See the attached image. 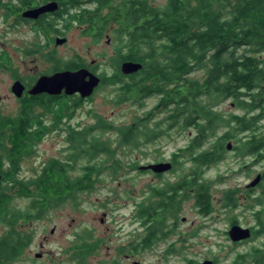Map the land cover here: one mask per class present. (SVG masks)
Wrapping results in <instances>:
<instances>
[{"label": "flooded vegetation", "instance_id": "1", "mask_svg": "<svg viewBox=\"0 0 264 264\" xmlns=\"http://www.w3.org/2000/svg\"><path fill=\"white\" fill-rule=\"evenodd\" d=\"M145 2L149 7L157 8L166 6L169 0H166L163 5L155 4V0H0V17L6 25L8 39L11 36V39L7 41L6 49L0 51V58L6 59L5 71L11 80L8 88L9 96H2L0 93V102L11 98L18 103V110L14 114H4L2 111L0 114L15 117L22 113L33 99L48 101L49 109L40 105L33 108L40 119H28V121H31L33 130L41 127L40 131L46 132L43 141L47 136L60 135L63 125L67 148L62 153L69 154L71 144L67 140L68 127L77 128L79 125L85 126L86 124L77 126L71 123L72 119L66 120V124H61L56 120L55 111L59 109V102L63 98L70 97L76 101L78 107L74 104L75 108L72 110L75 111L81 104L92 99L99 89L109 86L118 89L114 100L117 105L128 102L121 99V96L119 97L120 89L132 79L142 80L144 70V63L134 59H140L141 56L150 57L155 63H165L171 59V54L160 45L164 42L163 40L157 42L156 45L152 44V47L139 39L136 40V31L144 23L134 20L133 17L141 14V8ZM49 4L56 5L54 11L42 13L36 18L25 17L27 11ZM78 36L86 39L82 47L84 54L77 53L76 48L71 45L72 38H78ZM14 37L20 38L17 43L16 40L12 41ZM103 41H106L108 45L113 43L115 46L113 57L110 58L113 60L107 65L106 70L100 69L102 63H96L93 59L89 62L84 58L90 53L94 44ZM63 49L64 54L61 53ZM211 56L212 51L209 53V57ZM102 58L106 56L102 54ZM27 60L32 61L34 67L27 69ZM129 62L141 63L142 68L137 72L126 74L123 71V65ZM82 69H86L100 79V84L90 97L83 98L79 93L68 96L65 92L60 95L43 93L34 96L29 94L37 80L43 76H52L65 71L77 72ZM199 71H203V75L196 79L203 84L207 78V72L205 69ZM190 75L185 78L188 79ZM16 82H21L25 87L21 97L13 93V86ZM173 84L170 81L156 82L155 87L158 89L153 90L150 95L143 96L138 93L131 101L137 105L138 111L146 109L148 100H155L153 108L139 117L146 118L156 107L159 108L161 114H166L167 117L171 115L173 108L178 104L177 101L176 104L173 103L172 98L168 97L171 93L167 92L173 90ZM161 85L164 86L163 89ZM245 98L249 99L250 96ZM185 100L181 106L188 105ZM202 100L203 103L213 105L214 111L225 115L229 114H226L221 106L226 102H230L232 109L230 114L233 115V106L236 107V103H233V95L224 101L218 99L216 102L215 99L206 96H202ZM153 121L154 119L151 124ZM161 122L163 126H168L166 119ZM175 129L179 130L178 136H183L187 131L192 136L185 145L171 153L169 160L162 159V161L151 163H171L172 168L169 171L156 173L145 170L143 167L150 164L143 165L139 162L137 167L119 169V171L123 169L132 171L136 175L135 179H139L143 174H150L159 181L157 184L130 183V177H120L128 180L127 183H115L113 180H111L113 182L100 183L101 181L97 180H102L105 174L103 173L97 177L93 189L76 193L78 196L76 198L61 199L54 193L46 194L44 185L40 183L45 171L50 172L56 165V160L61 161V157L45 161L38 170L32 168L33 176L31 177L24 173L23 164L30 158L36 159L39 154L22 156L15 167L13 161H9L10 169L16 171V176L15 181L9 183H2V179L0 181V200L6 199L5 213H0V264H198L206 261L223 264L217 258L188 257L187 238H196L200 228L191 233L181 231V225L188 222L186 218L180 221L183 206L191 202L198 216L204 220L216 222L212 186L221 183H212L210 186L211 207L206 212L198 204L196 191L184 192V189H181L184 186L179 183L181 175L188 173L190 167L188 165L187 167L176 166L173 154H189L188 145L201 135L195 128H187L184 122L183 125L171 128L168 134ZM220 135L221 133L218 132V134L209 136L208 147ZM234 147L233 139H231L227 143V151L232 155ZM206 148L207 145L200 148L199 153H205ZM157 152L162 154L160 150ZM110 170L106 169L112 179H116L120 172L116 175ZM169 175L171 179L164 180ZM69 176L70 178L76 177L77 172L74 170ZM261 176L262 182L264 175ZM204 178H208L207 174ZM101 185L108 190L100 206L103 213L92 216L85 228L77 230L75 226L77 219L71 215L55 216L64 205H70L77 210L83 204L79 195L93 192ZM116 185L120 187L124 185V192H120ZM203 185V183L196 184L194 188L203 187ZM248 186L246 187L248 190L254 189ZM177 187L179 188L178 195L182 196L178 197V204L176 207L169 205L164 208L160 203L164 198L168 200L173 193L172 189ZM158 189L161 191L158 192ZM229 189L233 190V188ZM223 202V209L233 212V199L229 202L224 195ZM53 217L57 221L50 226L49 223L52 222ZM62 219H66L65 224H61ZM234 221L233 216L229 218L228 229L225 230V235L232 246L233 241L229 231L233 225H240V223L233 224ZM250 229L254 233L260 228L257 225ZM248 242L250 241H242L235 245L240 246Z\"/></svg>", "mask_w": 264, "mask_h": 264}, {"label": "trees", "instance_id": "2", "mask_svg": "<svg viewBox=\"0 0 264 264\" xmlns=\"http://www.w3.org/2000/svg\"><path fill=\"white\" fill-rule=\"evenodd\" d=\"M133 19L144 23L136 31V40L150 47L163 40L160 45L171 54V59L165 63H155L150 57L134 59L144 63L142 80L132 79L126 83L120 89L119 97L133 101L138 93L148 96L158 89L156 82H173V90L167 93H171L168 97L178 104L166 117L168 126H163L162 122L151 124L160 113L158 107L146 118L135 115L130 124L116 125L94 114L93 124L68 127L70 153L66 159L56 160L54 168L45 171L40 183L46 194L54 193L61 199L76 198V193L94 188L106 164L116 175L125 167L117 156L123 148L138 150L154 145L168 135L171 128L184 122L187 128H195L201 137L188 145L189 154H173L176 166L190 167L188 173L181 175L179 183L184 185L181 188L184 192L194 190L198 193V204L206 212L211 207L210 186L212 183L222 184L224 180L222 177L211 180L204 175L225 159L227 143L231 139L235 140L234 150L240 159L250 157L254 159L252 165L264 161V132L260 131V123L264 120V64L260 58L264 53V0H169L166 6L157 8L149 7L145 2L141 14ZM241 49L244 52L238 55ZM0 69H6L5 58H0ZM202 69L207 72L203 84L198 79L185 78ZM232 95L237 109L243 114L225 115L214 111L213 105L202 100V96H206L216 102L218 99L224 101ZM248 96L250 98L246 99ZM183 100L188 105L181 106ZM74 104L78 107L75 100L63 98L55 111L56 120L61 124L64 120H71ZM39 105L45 109L50 107L48 101L33 99L18 116L0 114L2 183L15 181L16 171L10 169L9 161H13L15 167L22 156L34 154L35 146L46 134L40 131L41 127L33 130L31 121H28L40 119L33 109ZM218 132L221 135L208 147L209 136ZM107 134H114L116 138H107ZM205 145V153H199L198 150ZM138 164L134 162L128 167H137ZM74 170L77 176L70 178ZM202 183L203 187L194 188ZM178 189L173 188L169 199L162 200L160 204L164 208L176 207L178 197H182L178 195ZM224 195L229 202L233 199V208L238 207L237 190L227 189ZM1 201L0 213L4 214L6 199ZM253 201L250 208L259 206L254 215L260 229L253 233L251 240L264 237V190ZM233 224H239L238 220L235 219ZM233 264H264V241L238 253Z\"/></svg>", "mask_w": 264, "mask_h": 264}, {"label": "rangeland", "instance_id": "3", "mask_svg": "<svg viewBox=\"0 0 264 264\" xmlns=\"http://www.w3.org/2000/svg\"><path fill=\"white\" fill-rule=\"evenodd\" d=\"M166 0H155V4L163 5ZM7 29L6 25L2 22L0 17V51L6 49L7 41ZM20 38L14 37L12 41L16 40V43ZM86 39L83 37H73L71 45L75 47L76 52L79 54H84V46ZM115 46L113 43L106 44V41L101 43L94 44L91 48L90 53L86 56L89 62L93 59L96 63L100 64L101 70H106L108 64L111 63L113 59V51ZM65 50H61V53L64 54ZM244 49L238 51V55H242ZM102 54L106 58H102ZM84 56V55H83ZM261 60L264 64V53L260 55ZM27 69L34 67L32 61L27 60ZM5 69H0V93L2 96H9L8 88L10 85V76L5 71ZM203 75V71H197L190 75L189 78L196 79ZM117 88H111L109 86H104L98 90L95 96L90 99L88 102L81 104L74 113L72 122L75 125H91L94 123V114H99L106 118L107 121H114L116 125L120 124H130L132 119L137 116L143 115L146 111L153 108L155 100H148V105L144 111H138L137 105L133 102L128 101L122 104L117 105L115 99L117 97ZM234 103V101H233ZM18 103L11 98L0 102V111L4 114H14L18 108ZM221 109L226 113L230 114L232 112L230 102H226L221 106ZM234 114H241L242 111L233 106ZM38 114V113H37ZM166 114H158L154 117L153 124L155 122H161L166 119ZM66 124L67 122H65ZM260 131L264 132V120L260 123ZM178 129L173 130L170 134L163 137L157 144L149 145L146 148L142 149H130L123 148L122 151L117 154L125 164L124 168H129L128 166L134 162H139L140 164L146 165L151 164L157 161H162V159L169 160L171 153L177 148L185 145L189 138L192 135L187 131L183 136H178ZM188 135V138H187ZM116 135L107 134V138L111 137L115 139ZM43 141V140H42ZM38 143L35 146L34 154H39L36 159H28L24 162L23 168L24 173L27 176H33L32 168L38 170L40 166L47 160L54 157H61L66 159L68 154H63L62 151L67 148L66 137L64 126H61L60 135H51L47 136L43 142ZM235 144V140H233ZM157 150H160L162 154H158ZM1 151V150H0ZM62 153V154H61ZM254 159L247 157L245 159H240L237 152L233 150V155L231 152L227 151L225 153V159L218 165L209 169L207 177L211 180H216L217 177L221 176L225 182L222 184L213 185V196L215 199V209L216 213L214 214L216 222L210 220H204V218L198 216V214L193 210V204L191 202L184 204L183 212L180 216V221L182 218L187 219V223L181 225V231L191 233L194 230L198 231V236L196 238H187L188 244V257L196 259H205V258H217L223 262V264H231L232 260L236 257L238 253L248 251L252 246L259 245L264 241V237L255 238L248 242L247 244L236 246L233 243V246L228 241V237L225 235V230L227 228V223L229 218L238 220L241 226L244 227H253L257 226V221L254 215V212L259 208L257 205L255 208H250V205L254 204L253 198L258 197V195L263 194L264 190V180L261 182L262 186H255L254 189L248 190L246 187L248 184L256 178L257 175H264V161L259 162L255 165H252ZM108 168H103L105 171ZM105 174L102 177L100 183L113 182L115 183H127L128 180L121 179L120 177H130L129 182H140L142 184H157L159 181L155 179L150 174H143L139 179H135V174L130 170H121L120 174L116 176V179H112L109 171L104 172ZM119 177V178H118ZM166 179H171L169 175ZM113 180V181H111ZM119 188L120 192H124L125 186L121 187L116 185ZM233 188V190L238 191V207L231 210L223 209V196L224 192L227 189ZM255 190V191H253ZM108 190L104 188L103 185L99 186L93 192L81 193L79 198L83 200V204L74 210L70 205L62 206L61 209L55 214L56 215H71L77 219L75 224L77 230H82L85 228V225L89 224V221L92 216L101 215L103 213L101 206L102 201L106 198ZM63 220V221H62ZM61 224H65L66 219H62ZM56 219L53 217L52 222L49 225L56 223ZM195 225H194V224ZM192 228V229H191ZM1 234V231H0ZM53 246V245H51Z\"/></svg>", "mask_w": 264, "mask_h": 264}, {"label": "water", "instance_id": "4", "mask_svg": "<svg viewBox=\"0 0 264 264\" xmlns=\"http://www.w3.org/2000/svg\"><path fill=\"white\" fill-rule=\"evenodd\" d=\"M55 4H49L36 10L27 11L25 17L36 18L40 14L54 11ZM142 68L141 63L129 62L123 65V71L126 74H131L137 72ZM100 84V79L95 74L82 69L77 72L65 71L56 73L52 76H43L39 78L36 84L32 87L29 94L30 95H40L47 93L49 95H60L65 92L66 95L72 96L79 93L83 98L90 97L95 88ZM25 87L21 82H16L13 86V93L21 97L24 93ZM229 148H231L229 144ZM172 168L171 163H157L144 166L143 169L151 170L156 173H163L169 171ZM2 179V174L0 173V181ZM262 176L258 175L248 187H255L261 182ZM252 230L249 227H244L241 225H233L229 231V235L233 243H239L242 241H247L252 238ZM198 264H213L211 261H206Z\"/></svg>", "mask_w": 264, "mask_h": 264}]
</instances>
